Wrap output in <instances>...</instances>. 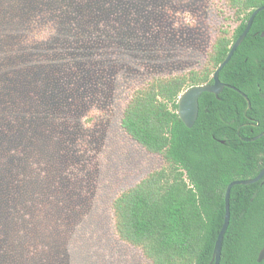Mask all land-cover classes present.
<instances>
[{"label": "rangeland", "instance_id": "374dc122", "mask_svg": "<svg viewBox=\"0 0 264 264\" xmlns=\"http://www.w3.org/2000/svg\"><path fill=\"white\" fill-rule=\"evenodd\" d=\"M227 3L0 0V231L31 220L38 264H151L117 239L111 203L163 161L122 132V113L233 35Z\"/></svg>", "mask_w": 264, "mask_h": 264}, {"label": "trees", "instance_id": "16d2710c", "mask_svg": "<svg viewBox=\"0 0 264 264\" xmlns=\"http://www.w3.org/2000/svg\"><path fill=\"white\" fill-rule=\"evenodd\" d=\"M227 5L240 23L231 37L225 29L219 32L205 64L186 74L152 78L132 94L122 113V132L163 161L111 203L117 239L151 264H214L227 186L255 178L264 166V136L245 141L264 132V11L219 73L223 84L247 96L250 108L239 93L224 88L218 98L202 94L193 128L177 115L180 94L213 82V73L264 0H228ZM229 210L219 264H258L264 247V176L232 187ZM15 217L10 216L6 233L0 231V264H38L45 252L35 224L20 213Z\"/></svg>", "mask_w": 264, "mask_h": 264}, {"label": "water", "instance_id": "95a60500", "mask_svg": "<svg viewBox=\"0 0 264 264\" xmlns=\"http://www.w3.org/2000/svg\"><path fill=\"white\" fill-rule=\"evenodd\" d=\"M261 11H264V5L256 8L250 17L247 20L246 27L241 33V35L234 41L232 44L230 51L228 52L226 58L224 61L219 65L217 70L213 73L212 75V83L211 84H204V85H197V86H192L188 89H186L184 92H182L178 98L177 101V115L180 121L183 123V125L191 129L193 128L197 118H198V113H199V99L202 96L203 93H209L213 94L216 98H218L219 94L222 93L224 88H230L237 93H239L247 102V107L250 108V101L248 100L247 96L239 91L238 89L231 87L229 85L223 84L220 79H219V73L220 71L224 68L225 65L231 60L234 52L237 50V48L242 44V42L245 40L246 36L248 35L253 21L255 17L257 16L258 13ZM260 37H264V31L261 32ZM264 136V132L261 134L257 135L256 137L245 140V141H255L261 137ZM264 176V166L259 172V174L252 179L248 180H235L231 182L225 191V196H224V202H225V214H224V221L222 228L217 236L213 253H212V262L214 264H219L220 263V258H221V249H222V241L224 238V235L226 233V230L229 225V219H230V210H229V198H230V192L232 187L236 185H242V186H247L250 184L257 183L262 179ZM257 263H262L264 261V247L261 249V251L258 254L257 257Z\"/></svg>", "mask_w": 264, "mask_h": 264}]
</instances>
